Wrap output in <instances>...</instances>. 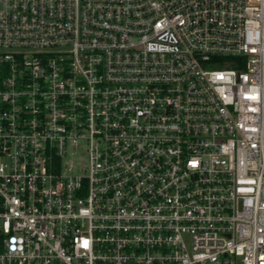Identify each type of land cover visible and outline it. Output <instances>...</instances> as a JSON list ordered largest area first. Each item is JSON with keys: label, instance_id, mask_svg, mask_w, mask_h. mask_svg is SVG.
Here are the masks:
<instances>
[{"label": "built area", "instance_id": "built-area-1", "mask_svg": "<svg viewBox=\"0 0 264 264\" xmlns=\"http://www.w3.org/2000/svg\"><path fill=\"white\" fill-rule=\"evenodd\" d=\"M0 264H264V0H0Z\"/></svg>", "mask_w": 264, "mask_h": 264}]
</instances>
